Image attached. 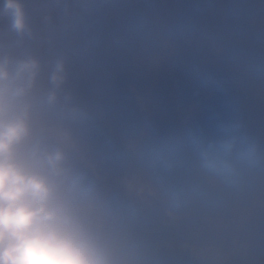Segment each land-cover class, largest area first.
I'll return each instance as SVG.
<instances>
[{"label":"flooded vegetation","instance_id":"af4514ba","mask_svg":"<svg viewBox=\"0 0 264 264\" xmlns=\"http://www.w3.org/2000/svg\"><path fill=\"white\" fill-rule=\"evenodd\" d=\"M3 19L0 53L23 56ZM258 20L264 26L261 17L253 23ZM248 23L175 39L192 53L172 49L175 57L141 64L134 97L124 80L130 92L122 96L117 121L124 163L92 179L99 188L137 192L136 215L129 212L139 223L138 264H264V254L256 259L264 252V173H247L240 188H229L201 170L188 143L189 131L214 137L220 123L240 121L264 148V43L253 33L242 37ZM37 55L45 70L47 53ZM48 83L44 77L36 84L35 96L47 93ZM165 162L175 163V170H165ZM123 261L128 264L126 245Z\"/></svg>","mask_w":264,"mask_h":264},{"label":"clouds","instance_id":"9594fccd","mask_svg":"<svg viewBox=\"0 0 264 264\" xmlns=\"http://www.w3.org/2000/svg\"><path fill=\"white\" fill-rule=\"evenodd\" d=\"M0 18L18 35H32L23 0H0ZM41 70L30 54L0 53V264H121L93 211L96 182L69 149L67 123H84L88 114L65 92L66 58L52 63L45 99L55 108L63 96V111L38 127L30 94ZM188 143L201 170L229 188H240L247 173H264V148L240 121L220 123L214 137L189 131Z\"/></svg>","mask_w":264,"mask_h":264},{"label":"rangeland","instance_id":"374dc122","mask_svg":"<svg viewBox=\"0 0 264 264\" xmlns=\"http://www.w3.org/2000/svg\"><path fill=\"white\" fill-rule=\"evenodd\" d=\"M139 1L141 0H23L29 27H35L37 23L42 25L45 39L42 51L48 53L49 57V67L47 66L45 70H41L37 82L40 81L38 83H41L46 77L49 82L48 88H52L50 82L51 65L58 56L63 55L65 58L69 57L71 59L67 62V70L69 68L75 70L71 73L67 72V75H70L64 85L67 93H70L68 90L70 85L76 84L83 77L96 78L97 81L103 79V88L105 90L108 88L109 91L114 92L113 94H116V97L129 93L130 91L124 88V80H131V78L134 80L137 67L143 63L148 64V59L168 57L167 53L162 54L159 49L152 48L150 42L160 41V39H163L164 42L172 29V25L168 27L167 24L158 25L155 22L161 18L168 20L174 17V14L160 15L154 7L145 9L138 7ZM158 1V7L167 6L165 0ZM233 1L238 7L235 10L234 8L232 10L228 3L216 8L213 3L209 5L207 3L208 6H206L204 1L201 0H172L167 4L172 6L176 4V11L203 10L204 17L212 24L228 27L229 24L242 23L244 15L250 10L248 7H244L240 0ZM255 6L253 9L259 8L263 10L262 14H264V0H256ZM134 7L141 13L130 16V19L135 21L133 25L134 32H125L130 30V27L125 30L122 28L123 20L120 23L118 20L122 16L124 19H128L127 10ZM120 8H124V10ZM241 11L243 12L242 15L239 14ZM259 16L263 18L261 14ZM1 21L11 26L9 19L4 18ZM117 30L125 33H119ZM15 36L20 37L21 35L15 33ZM32 36L34 39V33ZM22 38L25 41H30L28 35H24ZM146 41L149 43L148 46L144 44ZM126 70H128L131 78H126ZM70 94L75 105L88 114V120L85 124H93L97 127V124L101 123L106 127L107 140L104 139L105 134L99 136V138L103 137L101 144L107 159H109L107 160V168L111 172H116L124 163V150L123 146L120 145L122 137L119 124H108L116 116L114 114L104 116L101 113L100 106H98L100 102L83 100L74 93ZM31 95L35 96V93L32 92ZM61 105L63 107L60 108L57 102L55 108H49L45 100L37 101L34 104L37 126L39 127L53 118L59 119L64 108V100ZM81 124L84 125V123ZM71 128H74L77 135L83 131L79 129L80 123L70 122ZM70 138L69 149L75 157L73 146L82 142L80 137L76 141L71 136ZM75 162L79 167L76 157ZM130 170L133 171L135 168ZM123 211L122 204L116 200L108 205L107 212L117 217L115 221H117L119 227H122ZM129 258L133 264H137V250L134 252V256H129Z\"/></svg>","mask_w":264,"mask_h":264},{"label":"water","instance_id":"95a60500","mask_svg":"<svg viewBox=\"0 0 264 264\" xmlns=\"http://www.w3.org/2000/svg\"><path fill=\"white\" fill-rule=\"evenodd\" d=\"M38 42H39V40H38ZM84 161L86 162V165H87L89 172L91 170H94L95 168L99 169L101 166L99 159H98V156L96 154V150H93V149L87 151Z\"/></svg>","mask_w":264,"mask_h":264},{"label":"trees","instance_id":"16d2710c","mask_svg":"<svg viewBox=\"0 0 264 264\" xmlns=\"http://www.w3.org/2000/svg\"><path fill=\"white\" fill-rule=\"evenodd\" d=\"M146 3V2H145ZM143 4L141 1L138 2V7H140V5ZM137 9V8H135Z\"/></svg>","mask_w":264,"mask_h":264}]
</instances>
